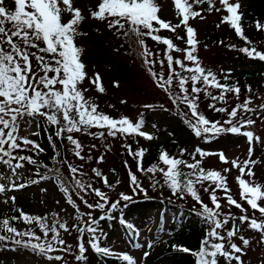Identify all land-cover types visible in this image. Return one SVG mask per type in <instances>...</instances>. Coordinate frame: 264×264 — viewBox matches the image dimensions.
I'll return each instance as SVG.
<instances>
[{
	"label": "snow or ice",
	"instance_id": "obj_1",
	"mask_svg": "<svg viewBox=\"0 0 264 264\" xmlns=\"http://www.w3.org/2000/svg\"><path fill=\"white\" fill-rule=\"evenodd\" d=\"M173 2L179 18V23L175 25L159 17V9L154 0H101L97 10L91 11V17L100 21H107L109 30L115 29L117 34L135 38L134 43L139 47V55L146 70L157 87L161 88L168 95L173 105L179 109V114L196 137L203 136L206 142L225 133L242 135L247 138L249 159L245 160L243 164L239 163L238 160H233L231 163L233 168L239 169L236 181L240 189V200L249 206L253 214L249 216V208L244 207V203L234 199L231 189L227 185L226 176L216 170L206 171L200 166L204 157L216 153L205 152L197 148L191 157L194 162L189 163L187 160L170 156L164 151L158 160L165 167L153 164L144 168L145 150L140 148L133 152L131 145L125 144L124 147L128 150L129 156L137 160L138 172L142 174L151 173L149 180L152 187L166 186L172 196H179L181 199L190 196L200 205L198 214L206 224L210 225V228L206 230L201 239L198 250L194 251L188 248H180L179 250L195 256L197 258L196 264H220L218 258L223 259V264H232L233 261L235 264H245L242 257L246 255L245 249L249 246L250 240L240 235L241 244L238 245L233 242V237H236L240 232V227L235 223L227 229L225 226L229 224L230 220H238L240 225L247 223L250 230L261 233V243H264V206L261 204V201H264V188L260 184L244 179L246 169L247 176H254L251 168H249L250 163H255L251 160L252 142L255 138L256 142L259 143L260 137H254L252 131H241L242 128L255 124V120L236 119L238 113H255L256 108L249 107L252 104L251 95L230 111L227 107H217V102L226 103L225 97L229 92L234 93L239 99L240 88L237 84L221 83L215 73L206 71L200 65L198 57L194 55L198 41L195 39L196 32L189 26L188 21L195 17L203 19V16L201 11H193V7L207 3L206 11L211 12L215 9L219 12L221 9L216 8L215 0H191V2L189 0H173ZM12 3L14 7L10 9L6 5V0H0V164L6 166L11 172V175L7 177L8 185L0 183V194L51 179L64 193L67 203L77 213L75 219L79 223L73 224L70 228L67 221L61 220L59 213H53L50 225L47 216H32L22 209H17L19 216L0 218V249L31 250L33 254L42 255L48 261H63V264H68L65 256L49 254L62 252L74 255L75 260L79 262L84 259V254L87 251L84 242V235L87 233L89 236L88 247L99 254L111 255V249L101 247V236L98 234L99 221L112 218L107 216L105 209L115 210L121 201H130L133 196L141 193L147 196V189L142 186L136 174L129 169V187L132 195L120 192L117 193L118 198L116 200H111L107 192L94 187L91 181L83 179L86 173L82 171L84 167L82 164L73 166L67 159H58L59 152L55 151L56 145L53 137L61 141L67 140L68 144L71 145L69 151L80 160H90L91 156L81 155L83 147L79 140L71 135L73 132L83 131L90 136L104 138V132L95 133L89 130L91 128H106L107 135L113 138L118 134L123 139H127L129 136H140L152 140L154 137L151 133L142 131L144 126L143 114L135 123L128 117L116 119L98 112V106L86 99L85 92L88 89L79 87L86 78L89 79V83L96 86L98 92L103 93L104 88L99 73L89 78L85 71L86 65L81 61L82 49L77 47L75 38L77 35L85 34L78 31V26L84 17L81 10L74 7L73 0H12ZM220 4L227 13L222 17L221 23H227L234 29L237 36L245 41L246 45H251L252 41L245 36L241 24L243 19V13L240 11L241 4L239 2L230 3V0H220ZM65 12L71 14L66 22L62 21V15ZM181 26L185 28L187 36L185 43L188 47L185 49L178 48L170 38L160 37L156 34L161 30L175 32ZM255 27L257 31L264 30V24L258 20L255 22ZM145 38L166 45L163 59H159V53H154L149 49L145 43ZM177 39H184V37L177 36ZM229 48H235V45H229ZM173 51H183L185 53L184 59L191 62L193 66H187L180 59L174 60L171 55ZM239 51L250 59H259L264 62V52L258 51L255 47L246 46L240 48ZM33 58L36 62L35 68L33 67ZM165 60L168 68L167 78H165L163 71L157 72L155 70L157 63L163 69ZM184 72L190 75H183ZM229 75H225V80L228 79ZM189 83H191L190 90L187 86ZM115 86L118 87V83ZM210 88L219 89V95H213L209 91ZM246 88L248 93H252L250 85ZM201 92L212 101L208 105L210 110L227 115V119L223 123L220 120L208 119L198 110ZM180 105L184 107L180 108ZM146 107L152 106L146 105ZM258 107L260 112H264V104ZM25 117L28 119L25 120ZM21 122L28 125L35 123L38 129L42 125L53 128L51 133H48L47 127L44 128L49 143L54 149L53 159L57 160V165H67L71 180L62 175L60 167H54L48 169L50 175H42L37 171L35 175L39 179L25 183L16 182L19 179L17 170L25 166L24 162L31 165L38 163L34 156L19 155L18 153L31 151L36 154L44 151L36 141L27 136L19 135ZM66 133L67 135H65ZM32 135L39 136L40 132H33ZM91 147L95 148L96 145L93 144ZM185 151V149H181L180 155L183 156ZM197 155L200 156L199 160L196 159ZM219 158L221 162L228 163L223 152L219 153ZM103 159V155L99 156L97 163H102ZM181 165L190 171H181ZM125 166L128 167L127 161H125ZM43 167L47 168L48 166L43 165ZM223 171L227 173L231 169L225 168ZM157 172L162 175L163 183L156 179ZM92 173L94 177L100 178L104 187L114 188L99 169L93 168ZM3 179L5 176L0 173V180ZM205 182H208L207 186H205ZM116 183L119 184V180ZM197 186L203 192L208 193L211 207L201 199ZM218 191L224 193V199L229 209L227 212L221 211L222 205L217 196ZM73 193L87 208L90 210L99 209L105 212V215L93 219L91 211L88 213L80 212L78 205L72 199ZM87 195H92L98 199L95 203H89L85 199ZM15 199L14 196L10 197L12 203H15ZM3 202L8 203V200ZM232 207L240 211L239 217L231 212ZM256 213H259V217L256 216ZM84 216H87L88 219L84 220ZM13 221H22L26 225L35 224L43 234V238L37 235L33 228L24 231L18 230L12 225L11 222ZM126 226L129 230L135 231L134 226L130 224ZM61 231L78 233L75 252L73 246L68 245L61 238ZM50 234L51 238H49ZM173 247L178 246L174 245ZM147 254L146 252L144 255L147 256ZM121 259L126 264H136V261L128 254H122ZM261 264H264V260L261 261Z\"/></svg>",
	"mask_w": 264,
	"mask_h": 264
},
{
	"label": "trees",
	"instance_id": "obj_2",
	"mask_svg": "<svg viewBox=\"0 0 264 264\" xmlns=\"http://www.w3.org/2000/svg\"><path fill=\"white\" fill-rule=\"evenodd\" d=\"M6 5L10 9L14 7L12 0H6ZM215 5L216 8H220L221 11L217 12L215 9H213L211 12L206 11L208 8L207 3L205 4L206 7H203L202 9H193V11H201L203 19L207 18L206 16H209L210 14L217 15L218 18L214 21H211L210 25H206L202 28L200 27V29L195 26V21L203 20L200 17L190 18L188 24L196 32L195 39L198 41V44L196 46L197 50L194 55L198 57L200 65L202 66V52L204 53L205 51L213 50L210 53L208 52V57L215 59V63L217 64L220 61L221 62L216 67V70L212 72L215 73L217 79L221 83H227L229 85L237 84L240 88L239 99H237L234 93L229 92L225 97V104L217 102V107H227L230 111L237 104L243 103L246 97L249 95H251L253 99L256 96V93L261 91V87L264 84V62L260 61L259 59H250L244 53L239 51L240 48L247 46L255 47L258 51L264 52V30L257 31L255 27V22L257 20L260 21L261 24H264V0H246L244 4H241L240 11L243 13L241 24L244 28L245 36L250 41H252L251 45H246L245 41L239 38L234 29H232L227 23H221L222 17L227 15V13L220 4V0H215ZM107 24V21H100L97 19L95 20L90 15L86 21H83L82 25L84 28L83 32L86 34L84 39L88 45H91L90 49L87 48L88 45L86 43L76 45L82 49L80 58L81 61L85 60L83 62L84 64L88 65L90 68L95 67V64H97L99 65V68H103L105 71H108L106 75L107 79L102 81L104 92H100V95H97V97L94 99V103L98 106L97 111L105 113L110 117L119 119L121 117H126L127 114L125 110V103H121V101L115 102V96L113 95L114 92H112V88L115 87L119 79L120 81L126 83L128 82L129 75H132L131 73L133 72V69H139L142 73L146 74V76L152 81V83L155 84L156 87L157 85L153 81L149 72L146 70L142 58L139 55V47L134 43L135 38L125 37L123 34H117L115 29L109 30ZM217 25H219V27H217ZM156 27L159 26L156 25ZM156 34L160 37L170 38L180 49H185L188 47L185 43L187 36L183 26L179 28V31L173 34L170 33L167 36L163 30ZM177 36L184 37V39H177ZM221 41H223V43H221ZM145 43L152 52L160 54L159 59L164 58L163 54L166 49V45L153 41L150 38H145ZM229 45H235V48H229ZM171 55L173 56L174 60L180 59L184 61L187 66H193L191 62L184 59L185 53L183 51H173ZM244 65L249 66L250 68L253 67L254 69L251 71L235 69ZM173 66L175 67V64ZM33 67H36L34 58ZM155 70L157 72L163 71L165 78H167V61L165 60L163 69H161L159 63H157L155 65ZM182 74L190 75L186 72ZM226 74H230L227 80H225ZM248 85L251 86L252 93L247 92L246 86ZM187 86L190 90L191 83H189ZM173 87L175 90V82ZM161 91L164 93V95L160 101H157L156 103H150L152 106L149 107L150 111L143 113L144 126H149L151 124L153 125L154 112H160L164 114V117L169 121L168 125L173 133L172 138H169L166 141L164 140L161 144H155L153 139L147 140L140 136H129L127 139H123L119 134L113 138L107 135L106 128H91L89 130L91 132H104V138L93 137L83 131L73 132L71 134L75 139L79 140L83 147L81 155L85 157L90 155V160H80L76 158L72 152L69 151L71 145L68 144L67 140L61 141L53 137V141L56 145L55 151L59 152L58 159H67L73 166L82 164L84 166L82 171L86 173L83 179L85 181H91L94 187L100 188L102 191L107 192L110 199L113 201L118 198L117 193L120 192L132 195L131 188L129 187V169L131 172L136 174L142 186L147 189V196H144L141 193L133 196L132 200L130 201H121L120 205L115 210L105 209L107 216L112 218L99 221L98 234L101 236V247L109 248L112 243L119 242L121 236L124 235V230H127V232H132V230H129L126 225L133 224L136 219L141 222H145L151 213L158 211V213L161 215L169 212L173 218V222L170 226L172 232L170 233V237L168 239L169 242L163 249V253L153 257L152 261L158 262L159 260L162 264H196L197 258L195 256L185 253L179 249L188 248L195 251L200 248L201 239L204 237L205 232L208 229H206L207 224L205 223L204 219L198 214L200 209L198 210L196 206L199 204H192L190 199L186 198V196L183 199H181L179 196H172L170 190L166 186L160 187L157 185L156 187H152V184L149 180L151 173L142 174L137 171V160L129 156L128 150L124 147V145H131L133 152L140 148L145 150L143 156L144 168H148L153 164H159L160 167H165L158 160V157L164 151H166L170 156L192 161V154L197 148L203 150L206 146H214L216 143L234 138L237 136V134H221L215 138H212L208 142H206L203 136L199 138L196 137L189 126L184 122V118L179 114V109L173 105L172 101L168 98V95L162 89ZM209 91H211L213 95H219L220 92V90L216 88H210ZM209 103H212V101L208 97H205L204 93L201 92L198 110L202 112L208 119L213 121L220 120L221 123H223V121L227 119V115L225 113H217L214 110H210L208 108ZM183 107V105H180V108ZM260 113L261 112L257 111L256 115ZM249 118L250 117L247 116L245 119ZM236 119L239 120L240 117L237 116ZM45 127L48 129V133L53 131L51 126L42 125L38 129L40 132L39 136L29 137L26 135L29 139L36 141L40 147L44 149V151L36 154L31 151L19 152V155L34 156V159H36L38 162L36 165H31L27 162H24L25 166L23 168H29L31 171L32 176L30 177V180L39 179V177L35 175L37 171H39L42 175H50L51 173L48 171V169L54 167H60L62 175L71 180V175L68 171L67 165H57V160L53 159L54 149L49 143L47 133L44 131ZM225 127H228V125H225ZM65 135H67V133ZM93 144L96 145L95 148L91 147ZM181 149L186 150L183 156L180 155ZM101 155L104 157L103 162L97 163V158ZM199 157L200 156L197 155L196 159ZM125 161H127L128 167L125 166ZM43 165H47L48 167L45 168ZM93 168L99 169L103 175L108 178L109 184L113 185L114 188L109 189L104 187L100 178L94 177V174L92 173ZM7 169L8 168L6 166L0 164V173H3L4 176ZM156 179L163 183V177L159 172L156 174ZM117 180H119V184L116 183ZM48 181L54 184L58 193L61 194L62 198H64L66 201L64 193L60 191L59 187L53 180H42L40 183ZM69 190L71 191L70 185ZM81 194L83 195V193ZM72 199L74 202L82 203V206L87 209V212L91 211L93 219H98L100 216L105 215V212H102L99 209L90 210L87 208L83 202L76 197L75 193H73ZM85 199H87L89 203H95L98 198L92 195H87L85 196ZM244 207L249 208L246 203H244ZM22 210L25 213L32 215L29 210ZM231 212L235 214L236 217L241 215L240 211L235 207L231 208ZM248 212L253 214L250 208ZM12 216H19V211L0 213V218H10ZM39 216L41 215L39 214ZM256 216L259 217V213H256ZM236 222L237 220H230L229 226L226 225L225 228H230L233 223H239ZM11 223L20 231L33 228L36 231V234L43 238V234L35 224L26 225L22 221H13ZM244 225H246L248 228L247 223ZM241 229L242 227H240V231ZM250 231L255 233V236L261 241V233L254 230ZM239 236L240 234L238 233L236 237ZM137 237V234L132 236L133 243H135ZM49 238H51V234L49 235ZM75 238L77 239V236ZM88 239L89 236L87 233H85L84 242L87 243ZM174 245L178 247L174 248ZM72 246L73 251L75 252L77 244L76 246ZM0 251L9 252L11 250L0 249ZM20 251L21 250L12 252ZM22 251L29 253L31 252V250ZM53 253L55 254L56 252ZM60 255L65 256L68 264H97L102 258L105 257L104 254H99L90 247L84 254V259L79 262L75 260L74 255H69L62 252H60ZM218 259L220 260V258ZM164 261H166V263H164ZM57 264H63V261H59Z\"/></svg>",
	"mask_w": 264,
	"mask_h": 264
},
{
	"label": "rangeland",
	"instance_id": "obj_3",
	"mask_svg": "<svg viewBox=\"0 0 264 264\" xmlns=\"http://www.w3.org/2000/svg\"><path fill=\"white\" fill-rule=\"evenodd\" d=\"M100 2L101 0H73V5L75 8L81 10L82 16L84 17L83 21H86L87 18L90 17L91 11L97 10V6ZM154 2L158 6V15L161 19L170 21L173 25L179 23L178 13L175 9L173 0H154ZM189 2H191V0H189ZM236 2L244 4L246 0H230V3L234 4ZM205 4L194 5L193 9H202L203 7H206ZM70 16V13H63L62 21L66 22L70 18ZM206 17L207 18L203 19L202 21H195V26L200 29V27L202 28L206 25H210L211 21H214L218 18V16L215 14H210ZM83 21L78 26V31L81 33H84V28L82 27ZM163 31L166 36L170 33H174L169 30ZM176 31H179V27L176 29ZM85 35L86 34L77 35L75 38L76 44H87L86 40L84 39ZM90 46L91 45L89 44L87 48L90 49ZM211 51H205L204 53L202 52L201 63L202 67L206 71L212 72L216 70V67L221 61L217 64L215 63V59H211L210 57H208ZM84 61L85 60H83L82 62ZM95 65L96 66L93 68H90L88 65H86L85 71L87 72L88 77L91 78L94 76V74L99 73L101 81L107 79L106 75L108 71H105L103 68H99V65L97 64ZM235 69L251 71L254 68H250L249 66L244 65ZM131 74L132 75H129L128 82L126 83L120 81L119 79V81H117L119 86L113 87L112 92H114L113 95L115 96V102L121 101L122 103V101H125V110L127 113L126 117H128L132 122L135 123L141 117V114L145 113L146 111H150V108L146 107V105H150V103H156L157 101H160L164 93H162L161 89L157 88L155 84L152 83V81L146 76V74L141 72V70L133 69V72ZM79 87L81 89H88V91L85 92V97L92 103H94V99L97 97V95H100V92L96 90V86L89 83L88 78H86L84 82L79 85ZM261 88V91L257 92L256 96L252 99V104L249 105V107L256 108V112H240L238 113V116L240 117V119H245L248 116L250 117L249 119L255 120V124L248 125L246 128H242L241 131H252L254 133V137H260L259 143L256 142L255 138L252 142L253 152L251 160L255 161V163H250L249 168H251L254 176H247L246 169L244 179L251 180L256 184H260L262 188H264V112H261L260 115L257 114L256 116L257 111L260 112L258 106L264 104V84ZM164 116L165 115L160 112H154V124L156 125V127L155 125H151L142 128V131L152 134L155 144H161L164 140L166 141L173 136L172 130L168 125L169 121ZM27 119L28 118L25 117V120ZM155 128L157 129V135ZM37 131L38 128L36 127L35 123H31V125H28L21 122L19 135L34 137L35 135H32V133ZM248 149L249 144L247 142V138L242 135H237L236 137L229 140L227 139L226 141L216 143V145L214 146H206L204 149L205 152L216 154L204 157L203 162L200 165L206 171L216 170L221 172L222 175L226 176L227 185L231 189V194L233 195L234 199L241 203H243V201L240 200V189L236 181V177L239 175V169L233 168L231 162L233 160H238L239 163L243 164L245 160L249 159ZM220 152H223L225 158L228 160L227 164L221 162L219 158ZM199 159L197 158V160ZM188 162L192 163L194 161ZM225 168H229L231 169V171L225 173L223 171ZM180 170L184 172L190 171L183 165L180 166ZM17 171L19 173V179H17L16 181L17 183H25L27 181H30V177L32 176V174L29 168H21ZM10 175L11 172L9 169H7L5 173V179L1 180L0 183H4L7 186L9 183L7 177ZM207 184L208 182H205V186H207ZM197 187L199 189L201 199L205 204H208L209 207H211L212 205L209 200L208 193L203 192V190L199 186ZM13 196L16 198L15 203H12V201L10 200V197ZM217 196L220 199V203L222 205L221 211L225 212L226 210H228V206L226 200L224 199V193L222 191H218ZM186 198H189L192 204H196V202L190 196H186ZM5 200H8V203H4L3 201ZM75 203L78 205L80 212L88 213L87 209L82 206V203ZM261 204L262 206H264V201H261ZM19 208L26 209L27 211L29 210L33 216H39L40 214L41 216L49 217L48 219L50 225L52 222L53 213H59L61 220L67 221L70 228L73 224L79 223V221L75 219L77 213L75 212L73 207L69 203H67L64 198H62L61 194L58 193L54 184L50 183V181L44 183L39 182L38 184L34 185L29 184L22 189L6 191V193L0 194V212L11 213L17 211V209ZM196 208L199 210L200 206L197 205ZM248 215L251 216L252 213L250 214L248 212ZM147 218L148 220H146L145 223H141L137 221V219L135 220L134 225L137 230H135L134 232L139 233V238L137 241L138 244H136L135 247H132L133 244L131 243L130 239L131 233H127V230H124V235L121 236L119 240L120 242L112 243V246H110L112 254L108 255V257H105V259L100 260L97 264H126V262L121 259L122 254H128L129 256H131L134 261H136V264H162L159 260L158 262H153L152 259L158 254H162L163 249L169 242L168 239L170 237V233L172 232L170 228L171 223L173 222L172 216L169 214V212H166V214L160 217V214L158 213V211H156L154 213H151ZM159 218H161L162 221L159 220ZM87 219L88 217L84 216V220ZM237 222L239 221L237 220ZM158 223H161V229L159 230L156 228L158 226ZM244 224L240 225L239 223H237L238 226L240 225V227H242L239 234H243V236L248 238L250 240V244L245 249L246 255H244L242 259L244 260L245 264H261V261L264 260V243H261V241L258 240V238L255 236V233L248 230L249 228H247ZM209 228L210 225L207 224L206 229ZM76 236L78 235L75 231H71L68 233L61 231V238L64 239L68 245L76 246ZM233 242L237 243L238 245L241 244L239 237H233ZM85 246L87 249H89L87 243H85ZM146 252L148 253L147 256L144 255ZM49 254L60 255V252ZM57 263L58 261H48L42 255H36L32 252L29 253L22 250L20 252L0 251V264ZM164 263H166V261H164ZM220 264H223L222 258H220ZM232 264H235V262L233 261Z\"/></svg>",
	"mask_w": 264,
	"mask_h": 264
}]
</instances>
